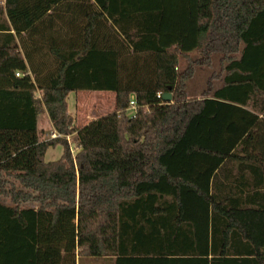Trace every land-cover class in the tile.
Wrapping results in <instances>:
<instances>
[{"label": "trees", "instance_id": "16d2710c", "mask_svg": "<svg viewBox=\"0 0 264 264\" xmlns=\"http://www.w3.org/2000/svg\"><path fill=\"white\" fill-rule=\"evenodd\" d=\"M0 197V264H264V0H0Z\"/></svg>", "mask_w": 264, "mask_h": 264}, {"label": "rangeland", "instance_id": "374dc122", "mask_svg": "<svg viewBox=\"0 0 264 264\" xmlns=\"http://www.w3.org/2000/svg\"><path fill=\"white\" fill-rule=\"evenodd\" d=\"M185 61L182 62V66H184ZM217 67V65H216ZM205 69V70H204ZM197 68V74L189 81L188 84V94L190 96L189 99H197L201 98V94L203 89L207 87V79L211 70L208 68ZM69 110L76 117V126L83 127L89 122L104 116L116 108V95L112 91H76L71 92L68 98ZM46 113L44 112L43 115ZM44 117V116H43ZM48 121L45 116L43 123ZM51 133V128L45 129V135H43V139L49 138ZM76 135H71L69 141L73 147V150L76 152V144H75ZM63 152V147L61 145H57L56 147H50L47 150L45 160L46 161H54L57 160ZM0 202L10 204L11 201L7 197H0ZM80 264H91V260L89 258L82 259ZM101 264V262H99Z\"/></svg>", "mask_w": 264, "mask_h": 264}, {"label": "crops", "instance_id": "0c3cea01", "mask_svg": "<svg viewBox=\"0 0 264 264\" xmlns=\"http://www.w3.org/2000/svg\"><path fill=\"white\" fill-rule=\"evenodd\" d=\"M203 68V67H202ZM202 68H200V69H202ZM204 69V68H203ZM205 70V69H204ZM209 70H211V69H209ZM44 116V117H43ZM45 116L47 117V119H48V121H45V123H43V120H44V118H45ZM38 131L40 132V139L42 140L43 139V135H45V129H47V128H51V131H53L54 129H53V125H52V123H51V120H50V118H49V116H48V114L46 113L45 115H43V114H40L39 116H38Z\"/></svg>", "mask_w": 264, "mask_h": 264}, {"label": "built area", "instance_id": "2783aa9c", "mask_svg": "<svg viewBox=\"0 0 264 264\" xmlns=\"http://www.w3.org/2000/svg\"><path fill=\"white\" fill-rule=\"evenodd\" d=\"M17 76H21L22 74L20 72H17L16 73ZM161 96V94H159V97ZM136 108H137V104H136V101L135 99H131L130 101V106L128 108V113L130 115H133L136 111ZM59 136H62V134L58 133L56 130H53L51 131L50 135H49V138H56V137H59ZM67 138L69 139L70 136H67Z\"/></svg>", "mask_w": 264, "mask_h": 264}, {"label": "water", "instance_id": "95a60500", "mask_svg": "<svg viewBox=\"0 0 264 264\" xmlns=\"http://www.w3.org/2000/svg\"><path fill=\"white\" fill-rule=\"evenodd\" d=\"M163 99H164L165 101H171V99H172V95H171L170 93H164V94H163Z\"/></svg>", "mask_w": 264, "mask_h": 264}]
</instances>
